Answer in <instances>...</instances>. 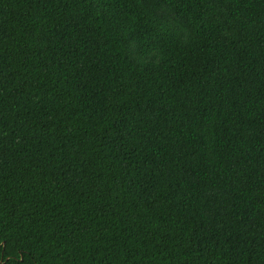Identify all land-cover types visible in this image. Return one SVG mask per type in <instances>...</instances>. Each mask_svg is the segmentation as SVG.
<instances>
[{"label":"trees","instance_id":"16d2710c","mask_svg":"<svg viewBox=\"0 0 264 264\" xmlns=\"http://www.w3.org/2000/svg\"><path fill=\"white\" fill-rule=\"evenodd\" d=\"M0 264H264V0H0Z\"/></svg>","mask_w":264,"mask_h":264}]
</instances>
